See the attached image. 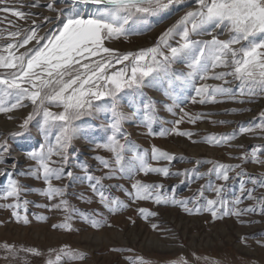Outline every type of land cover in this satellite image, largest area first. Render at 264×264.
<instances>
[{
    "label": "snow or ice",
    "instance_id": "snow-or-ice-1",
    "mask_svg": "<svg viewBox=\"0 0 264 264\" xmlns=\"http://www.w3.org/2000/svg\"><path fill=\"white\" fill-rule=\"evenodd\" d=\"M5 0H0L4 3ZM67 2V0H65ZM196 7L184 13L174 24L168 27L158 37L153 47L120 53L116 49L106 46V41L115 38L126 37L137 25L150 27L147 23L148 17H156L166 13L174 5L184 3V0H71L67 11L58 10L54 2L47 3L46 7L52 12L58 13L60 26L56 31L39 34V29L45 23H51L49 17L32 25L27 29L19 28L15 31L4 30L0 32V41H6L0 45V113H10L16 109L26 107L25 101L32 105L30 112L19 125L22 130H27L30 122L40 116L42 122L40 129L46 140L39 148L28 153L30 160L35 162L20 175L31 176L35 179H42L45 186L39 190V194L49 200L60 198L59 202L52 204L51 208L62 210L68 215L66 222L54 224L53 228L71 230L67 222L73 214H79L90 223L93 228H102L105 221L95 219L94 214L80 213L78 209L69 205L63 197L70 185L59 187L53 181L68 179L70 183L76 181L87 182L93 194L98 197L99 203L111 213H116L127 207L118 197L109 194L102 181L104 179L127 176L132 178L135 174L143 172L162 174L164 177L170 175L189 176L193 179H203L205 175H213L217 180L229 181V173L241 168V164H222L213 161V167L208 173H199L198 166L201 163L196 161L193 169H185L171 173L168 167H152L141 154L128 134L123 130V122L134 118L137 112L125 114L120 110L121 93L129 90L135 96H140L143 101L144 122L147 125L153 118L152 101L143 94L145 87L167 85L165 93L171 97L177 82L184 84L191 83L195 79L200 80L216 79L229 83L226 77L231 76L239 81L238 89L223 86H209L202 84L196 88V95L200 97L199 103H218L217 96H227L235 100L237 93L241 97L237 102L252 103L256 97H264V0H193ZM80 5L95 6L90 12H82ZM38 0H34L31 7H39ZM0 11H10L8 8ZM12 15L21 20H27L34 13L15 10ZM228 33L227 39H220L216 33ZM210 35L209 40L194 39V36ZM179 36L176 46L169 41ZM31 45V47H29ZM24 49V51H20ZM186 62L188 73H177L173 71L172 65L177 62ZM120 66V67H117ZM216 68L229 69L228 71L214 73ZM213 72L210 76L209 73ZM101 102V103H98ZM175 102V101H174ZM193 102H197L193 99ZM52 107L61 109L58 112L51 110ZM169 111L172 108L169 107ZM250 109H244L248 111ZM181 111H183L181 109ZM233 109L232 112H236ZM94 113H105L110 117V122L103 126L107 139L103 143H96L97 148H103L113 154L112 161L102 157H96L104 169L109 171L101 177H97L88 171L86 163H81L83 176H76L71 170H66L65 165L69 162L68 149L78 134L82 133L81 124L84 116H91ZM205 115L197 114L188 117L190 123L195 124L197 120ZM8 119H12L11 116ZM213 123H228L227 121H213ZM54 134V143L52 133ZM179 136L191 137L192 132L179 131L176 128L171 130ZM264 133V112L260 113L259 122L252 125H242L232 133L222 135H209L202 142L214 146L230 145V141L237 135ZM23 131L11 133L12 137L22 136ZM89 138L94 133H84ZM151 134V133H150ZM161 132L160 135H165ZM123 140V142H121ZM93 142H95L93 140ZM193 143L198 141L193 140ZM8 151L7 141L0 143V163H3V153ZM132 152L131 159L125 153ZM57 157L58 159H53ZM264 146H256L250 155L242 154L238 159L247 163L264 165ZM152 159H163L171 163L177 159L174 154H169L155 146L152 149ZM183 160V157H179ZM0 175H7L9 181L3 190L0 199H13L19 201L21 193L25 191L23 185L16 179L11 178L12 174L0 170ZM238 176L247 175L241 170ZM254 184L264 188V179L249 177ZM163 188L159 184H146L139 180L131 185L132 191H126V195L133 203L138 200H152L155 204H173L184 208L191 214L193 211L201 210L211 212L213 218H220L224 215L240 216L242 213L256 212V207L243 210H231L227 208L229 201L223 198L225 184L215 185L209 181L197 190L191 200H176L161 192ZM212 191L216 199H207L206 206L189 208L187 205L198 204V198H202L204 191ZM33 191H35L33 189ZM241 191H245L243 182ZM253 190H247V198L254 199ZM81 199H84L81 194ZM86 202L91 203V199ZM29 201H23L26 206ZM234 203L239 204L237 197ZM259 214L264 215V199L258 201ZM22 205L20 203L0 204V208H11L12 216L16 222L28 224L27 215H20L16 210ZM38 207L40 205H37ZM47 207V205H45ZM139 214L148 219L157 215L145 208L138 209ZM218 212L220 217H218ZM38 219H46L38 217ZM154 229L157 225L153 224ZM243 239V238H242ZM264 246V242L257 241ZM0 248L7 254L5 259L15 258L18 251L40 255L35 248H23L19 250L15 245L3 244ZM56 251V250H52ZM113 251H121L113 249ZM67 259L83 260V253L70 250L64 246L56 252L54 259L48 260L47 264H63ZM133 264H147L143 258H137ZM169 264H187L186 261H171Z\"/></svg>",
    "mask_w": 264,
    "mask_h": 264
},
{
    "label": "rangeland",
    "instance_id": "rangeland-1",
    "mask_svg": "<svg viewBox=\"0 0 264 264\" xmlns=\"http://www.w3.org/2000/svg\"><path fill=\"white\" fill-rule=\"evenodd\" d=\"M34 0H5L0 3V9L8 8L10 11H0V32L15 31L19 28L27 29L32 25V21L37 23L44 21V17L51 18V23H45L40 28L39 34L44 35L49 31H56L60 26V19L57 12L47 9L49 2H54L58 10L67 11L70 2L65 0H38L39 7H31ZM95 6L80 5L82 12H90ZM196 5L193 0H184V3L174 5L166 13L156 17H148L147 23L135 26L134 30L126 37L115 38L106 41V46L116 49L120 53L129 51H139L153 47L160 34L174 24L185 12L192 10ZM19 10L34 13L27 20H21L12 15V11ZM220 39H227L228 33H216ZM194 39L209 40L210 35L194 36ZM179 36L170 40L172 46H176ZM6 41H0V45ZM31 47V45H29ZM20 51H24L21 49ZM120 67V66H117ZM173 71L177 73H188L186 62L180 61L172 65ZM225 68H216L214 73L228 71ZM2 71V70H0ZM213 72H210L211 76ZM229 83L216 79L200 80L195 79L191 83L184 84L177 82L171 97L165 93L167 87L163 86L145 87L143 94L152 101L153 118L146 125L144 122L143 101L140 96H135L129 90L121 93L120 110L125 114H131L133 110L137 115L123 122V130L128 134L129 139L136 146L137 150L144 154L145 159L152 167H168L171 173L193 169L195 162L200 161L199 173H208L213 167L207 161L222 164H241V168L229 173L230 179L227 182L217 180L213 175H205L203 179H193L189 176L170 175L164 177L162 174L143 172L135 174L132 178L127 176L104 179L102 181L109 194L118 197L127 207L111 213L104 208L88 186V183L76 181L70 183L68 179L53 181L59 187L70 185L66 189L63 199L69 205L79 210L80 213L94 214L101 213V216H93L95 219L105 221L102 228H93L89 222L79 214H73L67 222L71 225V230L63 228H53L66 222L68 215L62 210L52 209L51 205L59 202V197L49 200L40 195L39 190L46 187L43 180L35 179L31 176L20 175L30 167L35 166V162L30 160L28 153L39 148L45 143V136L40 129L42 118L36 116L29 124L27 130H22L19 125L33 111L32 105L25 101L26 107L16 109L10 113H0V143L7 141L8 151L3 153V163H0V170L11 173V178L16 179L24 186L25 191L21 193L19 201L13 199H0V204L20 203L22 206L16 209L20 215H27L28 224L16 222L12 216L13 209L0 208V245L5 243L15 245L19 250L23 248H35L40 255L18 251L15 258L5 259L7 255L0 248V264H47L48 260L54 259L57 251L64 246L70 250L83 253V260L67 259L63 264H133L137 258H143L147 264H169L171 261H186L187 264H264V246L257 241L264 242V215L259 214L258 201L264 199V188L259 184H254L249 177L264 179V165L245 163L238 159L242 154L251 153L256 146H264V133L256 131L237 135L231 140L229 145L214 146L202 142L209 135H222L232 133L242 125H254L259 122L260 113L264 112V97H256L252 103H238L241 97L237 93L236 99L227 96H217L218 103H199L200 97L196 95L195 89L202 84L209 86H223L238 89L239 81L228 76ZM195 99L197 102H193ZM175 101V102H174ZM101 103V102H98ZM169 107L172 111H169ZM181 109L183 111H181ZM236 109V112H232ZM244 109H250L243 111ZM58 112L61 109L51 108ZM184 113L190 116L197 114L205 115L195 124L190 123L188 117L177 125L175 121L180 120ZM11 116L12 119H8ZM213 121H227L228 123H213ZM110 122V117L105 113H94L91 116H84L81 124L82 133L73 140L72 146L68 149L69 162L65 165L66 170H71L76 176H83L81 163H86L88 171L97 176H104L109 170L104 169L96 157L112 161L113 154L106 149L97 148L96 143H103L107 139L103 126ZM173 128L179 131L194 133L188 137L179 136L172 132ZM23 131L24 134L12 137L10 134ZM165 135H160L161 132ZM92 132L94 136L89 138L84 133ZM151 133V134H150ZM55 130L52 133L54 143ZM93 140L95 142H93ZM198 141L193 143L192 141ZM123 142V140L121 141ZM156 147L169 154H174L177 159L169 163L163 159H152V149ZM131 159L133 153H125ZM179 157H183L181 160ZM264 159V157H261ZM53 159H58L53 157ZM243 170L247 175L238 176L237 173ZM146 184H159L163 188L161 192L176 200H191L201 185L211 181L215 185L225 184L223 198L229 201L227 208L233 211L256 207V212L242 213L240 216L224 215L213 218L211 212L201 210L186 212L183 207L173 204H155L152 200H138L135 203L126 195V191H132L131 185L135 181ZM9 177L0 175V195L7 187ZM244 184L245 191H241V183ZM33 189L35 191H33ZM247 190H253L254 199L247 198ZM83 194L84 199H81ZM240 198V203L236 204V198ZM216 194L212 191H204L203 197L198 198V204L189 203V208L196 206H206L207 199H216ZM91 199V203L86 202ZM29 201L23 206V201ZM37 205H40L39 207ZM47 205V207H45ZM145 208L157 213L148 219L143 218L138 209ZM45 217L46 219H38ZM157 225L154 229L152 225ZM243 238V239H242ZM120 249L121 251H113ZM56 250V251H52Z\"/></svg>",
    "mask_w": 264,
    "mask_h": 264
},
{
    "label": "water",
    "instance_id": "water-1",
    "mask_svg": "<svg viewBox=\"0 0 264 264\" xmlns=\"http://www.w3.org/2000/svg\"><path fill=\"white\" fill-rule=\"evenodd\" d=\"M67 1L71 2V0H67Z\"/></svg>",
    "mask_w": 264,
    "mask_h": 264
}]
</instances>
